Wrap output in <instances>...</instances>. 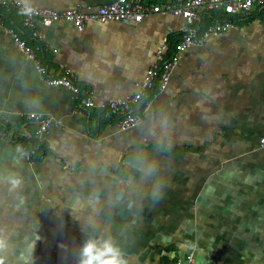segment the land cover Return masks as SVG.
Here are the masks:
<instances>
[{"label": "crops", "instance_id": "1", "mask_svg": "<svg viewBox=\"0 0 264 264\" xmlns=\"http://www.w3.org/2000/svg\"><path fill=\"white\" fill-rule=\"evenodd\" d=\"M23 1L62 10L110 0ZM255 13L180 54L167 87L149 94L128 130L81 107L69 89L47 86L0 24V111L10 133H25L29 111L55 121L40 137L48 149L40 161L0 137V261L78 264L93 240L101 251L109 241L126 264L189 251L217 264H264V17ZM183 23L169 14L83 30L56 22L42 28L37 55L69 69L97 103L124 98L157 43L175 40Z\"/></svg>", "mask_w": 264, "mask_h": 264}, {"label": "built area", "instance_id": "2", "mask_svg": "<svg viewBox=\"0 0 264 264\" xmlns=\"http://www.w3.org/2000/svg\"><path fill=\"white\" fill-rule=\"evenodd\" d=\"M0 6L20 16L21 27L29 33V38L23 37L13 27L6 26V29L16 48L33 64L41 80L47 86L69 89L74 97L80 100V106L85 109H97L114 116L115 125L120 130L133 128L142 121L143 108L149 94L167 87L170 74L177 65L180 54L193 46L204 45L210 36L216 33L235 27L233 21L223 20L201 28L199 25L203 12L218 10L228 15L243 16L256 7L264 17V0H110L93 8L62 10L33 7L23 0H0ZM150 14L179 16L183 18L184 23L175 42L161 40L157 43L154 62L146 69L142 80L136 83L135 90L124 98L97 103L93 91H82L69 69L56 71L38 58L37 53L42 48V28L53 23L63 22L77 30H83L89 23H137ZM0 24L5 25L1 14ZM28 40L36 44L31 45ZM22 116L27 122L36 126L35 134L39 139L55 124V121L40 112L29 111ZM0 120L8 123L1 111ZM8 135L16 136L5 130L0 131L1 138H8ZM260 143L264 144V136L260 138ZM28 155L32 161L37 157L33 149L28 151ZM39 158L42 159L43 156ZM161 264L217 263L200 261L193 251H189L183 256L163 261Z\"/></svg>", "mask_w": 264, "mask_h": 264}, {"label": "trees", "instance_id": "3", "mask_svg": "<svg viewBox=\"0 0 264 264\" xmlns=\"http://www.w3.org/2000/svg\"><path fill=\"white\" fill-rule=\"evenodd\" d=\"M0 14L2 16L3 22L10 27H13L14 24H17L18 22L20 23V16L14 12H9L7 10H5V8L0 6ZM262 16V12L259 11V13H255L254 17L256 16ZM240 15H228L225 14L223 12H220L218 10H210V11H206L203 12L201 14V23L199 25V27H205L206 25L213 23L215 21H223V20H231L234 23L236 22V19L239 18ZM252 17V16H251ZM21 35L23 37L29 38V33L27 31H24L23 33H21ZM177 40V38L173 41H171L170 43H173ZM29 44L34 45L36 44L34 41L28 40ZM102 116H104L106 113L105 112H101ZM104 114V115H103ZM108 117H110L111 119L114 120V116L112 115H106ZM100 123H102V121L100 120ZM24 128H25V133L24 134H19L16 136L13 135H8V139L11 142H15V143H19L20 145H22L27 151L33 149L35 150L36 153V158L34 159V161H40L41 159L39 158L40 156H45L46 154H48V149L46 147V145L44 144V142H42L37 135L35 134L36 132V126L33 124H30L29 122H27L25 120V124H24ZM5 130L6 132H10V124L4 121L0 120V131Z\"/></svg>", "mask_w": 264, "mask_h": 264}, {"label": "clouds", "instance_id": "4", "mask_svg": "<svg viewBox=\"0 0 264 264\" xmlns=\"http://www.w3.org/2000/svg\"><path fill=\"white\" fill-rule=\"evenodd\" d=\"M0 264H3V262L0 261ZM78 264H126V262L119 250L109 241L103 242L101 251L97 249L93 240H86L81 246Z\"/></svg>", "mask_w": 264, "mask_h": 264}]
</instances>
